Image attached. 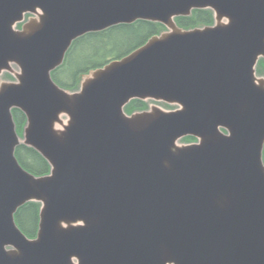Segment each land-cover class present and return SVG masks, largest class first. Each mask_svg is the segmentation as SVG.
Listing matches in <instances>:
<instances>
[{
  "label": "water",
  "instance_id": "1",
  "mask_svg": "<svg viewBox=\"0 0 264 264\" xmlns=\"http://www.w3.org/2000/svg\"><path fill=\"white\" fill-rule=\"evenodd\" d=\"M193 10L213 24L180 27ZM137 21L165 30L76 91L53 80L75 40ZM259 58L264 0H0V264H264ZM28 202L33 238L15 221Z\"/></svg>",
  "mask_w": 264,
  "mask_h": 264
},
{
  "label": "trees",
  "instance_id": "2",
  "mask_svg": "<svg viewBox=\"0 0 264 264\" xmlns=\"http://www.w3.org/2000/svg\"><path fill=\"white\" fill-rule=\"evenodd\" d=\"M175 21L180 27L191 29L211 25L213 15L209 10H193L190 16L178 17ZM163 30L164 27L159 23L137 21L129 25L114 26L101 32L88 33L72 43L63 64L52 72V78L61 87L70 91L75 90L83 75L127 55ZM258 72L264 75V62L259 63ZM146 106L145 102L132 100L125 107V111L132 113ZM12 114L16 132L20 135L25 125V116L17 109H13ZM15 156L23 168L35 175L49 172L47 162L31 147L23 144L17 146ZM39 208L38 203L28 202L15 214L18 227L29 238L36 235Z\"/></svg>",
  "mask_w": 264,
  "mask_h": 264
},
{
  "label": "flooded vegetation",
  "instance_id": "3",
  "mask_svg": "<svg viewBox=\"0 0 264 264\" xmlns=\"http://www.w3.org/2000/svg\"><path fill=\"white\" fill-rule=\"evenodd\" d=\"M260 62H264V58H259V60L257 61V64H256V74H257V76H260V77H263L264 78V75L262 76L259 72H258V68H259V63ZM147 104V106H146V108H144V109H142V110H147V109H149V107L151 106V104H157V105H159L160 106V104H163V103H153V102H150L149 101V103H146ZM164 105V104H163ZM164 107H166L167 109H174V107H172V106H169V105H164ZM163 108V107H162ZM165 109V108H164ZM224 132H225V130H223ZM182 142H184V143H193V142H196L197 141V139L196 138H194V137H190V136H188V137H186V138H183L182 140H181Z\"/></svg>",
  "mask_w": 264,
  "mask_h": 264
},
{
  "label": "rangeland",
  "instance_id": "4",
  "mask_svg": "<svg viewBox=\"0 0 264 264\" xmlns=\"http://www.w3.org/2000/svg\"><path fill=\"white\" fill-rule=\"evenodd\" d=\"M128 44H129V41H128ZM0 80L13 81L14 79L12 77V74L4 73L3 75L0 76ZM164 105L160 104L161 107L167 109L166 107H164Z\"/></svg>",
  "mask_w": 264,
  "mask_h": 264
},
{
  "label": "bare ground",
  "instance_id": "5",
  "mask_svg": "<svg viewBox=\"0 0 264 264\" xmlns=\"http://www.w3.org/2000/svg\"><path fill=\"white\" fill-rule=\"evenodd\" d=\"M21 137V135H19Z\"/></svg>",
  "mask_w": 264,
  "mask_h": 264
}]
</instances>
